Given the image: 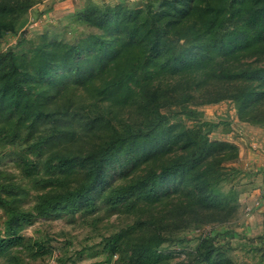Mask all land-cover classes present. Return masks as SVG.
<instances>
[{"label": "trees", "instance_id": "trees-1", "mask_svg": "<svg viewBox=\"0 0 264 264\" xmlns=\"http://www.w3.org/2000/svg\"><path fill=\"white\" fill-rule=\"evenodd\" d=\"M38 1L0 0V36L18 32ZM184 2L166 11L159 24L155 15L140 8L89 10L86 21L98 31L72 42L41 35L29 52H0V143L32 140L39 154L49 148L40 166L26 152H15L23 180H0V208L5 214L0 257L20 264L19 250L13 247L31 240L20 231L34 217L73 214L84 202L93 205L96 199L113 207L168 204L167 216L182 225L224 221L236 211L237 205L216 187L225 174L220 166L237 156L236 146L210 140L214 123L188 105H181L180 112L191 124L170 123L151 86L161 74L187 71L248 47L255 55H264V0H219L222 9L217 0H193L189 10ZM171 16L181 19L182 25L175 27L179 31L169 30L166 22H177ZM203 66L198 70L208 69ZM219 68L222 75L244 84L232 95L240 108L255 93L264 96V64L254 68L240 64L236 71L225 65ZM133 101L139 103L142 119L113 124L110 113ZM85 110L95 117H84ZM138 168L141 172L131 178L130 172ZM115 172L122 174L116 185L108 177ZM24 179L27 186L22 185ZM30 189L33 203L27 208L24 201ZM158 219L151 212L105 237L107 246L113 252L138 227L158 231ZM201 245L198 263L218 264L211 242L203 240ZM133 252L137 258L143 253L139 248Z\"/></svg>", "mask_w": 264, "mask_h": 264}, {"label": "rangeland", "instance_id": "rangeland-1", "mask_svg": "<svg viewBox=\"0 0 264 264\" xmlns=\"http://www.w3.org/2000/svg\"><path fill=\"white\" fill-rule=\"evenodd\" d=\"M44 1L39 0L27 11L18 32L0 36V52L7 49L16 54L29 52L32 44L38 42L41 35H46L47 40L75 41L90 31H98V28L86 21L87 11L95 10L98 13L113 9L116 5L140 8L145 13L155 15V23L159 24L165 21L166 11H174L175 5L183 0H69L65 6L66 12L62 15L55 11L52 0ZM192 1L185 0L182 5L189 10ZM217 2V7L222 9L219 0ZM175 13H178L177 10ZM171 18L177 19V22H166L169 30L179 31L181 28L175 27L182 25L181 19L174 16ZM226 24L232 26V19L227 20ZM179 43H184V38H180ZM205 50L204 48L203 51ZM240 64H249L251 68L263 66L264 55L257 56L248 47L234 51L226 58L218 56L209 62L199 63V66L187 71L161 74L153 80L151 86L160 97V111L169 116L170 123L191 124L180 112L181 105H188L201 110L203 118L214 123L208 134L210 140L226 141L236 146L237 156L224 161V168L220 166L225 174L216 185L229 197L230 202L237 205L236 211L230 217L224 221H193L182 225L167 216L168 204L165 206L164 203L136 202L134 205L116 204L113 207L96 199L93 205L84 202L73 214L34 217L20 231L22 236L31 240L24 246L16 244L13 247L14 250H19L20 264H199L203 240H209L214 246L218 264H264V239L261 234L253 231L247 234L245 220L241 217L248 209L257 206L255 196L249 200L247 197L262 182L260 176L264 171V96L260 97L259 93H255L250 102L240 108L239 102L232 95L236 91H242L244 84L238 78L222 75L219 68L225 65L231 71H236ZM203 65L208 69L198 70L204 69ZM87 111H82L81 114L84 117H95L94 112L86 113ZM110 117L113 124L124 125L139 122L142 113L139 103L133 101L111 112ZM93 138L97 139L95 135ZM31 142L32 140L0 143V180H23L17 168L15 152H26L40 166L49 148L40 150L42 152L39 154L31 146ZM250 153L259 157H249ZM117 160L113 159V162ZM231 166L235 169L230 170ZM140 172L138 168L130 172L129 176L136 177ZM121 175L115 172L112 177L108 176L110 184L119 183ZM25 182L26 179L22 185L27 186ZM32 193L34 190L30 189V194L24 201L27 208L33 203ZM151 212L160 217L157 222L160 226L158 231L152 232L149 227L131 230L118 242L117 249L111 252L105 237L120 229H127L136 220L144 219ZM4 220L5 214L0 208L1 235L4 231ZM158 238L163 240L155 244ZM142 243L145 245L142 246ZM136 248H139V252L143 251L138 258L133 252ZM147 248L151 251L144 254ZM0 264L11 263L0 257Z\"/></svg>", "mask_w": 264, "mask_h": 264}, {"label": "crops", "instance_id": "crops-1", "mask_svg": "<svg viewBox=\"0 0 264 264\" xmlns=\"http://www.w3.org/2000/svg\"><path fill=\"white\" fill-rule=\"evenodd\" d=\"M44 1V0H43ZM53 8L55 7V11L58 12L60 15L66 12V4L69 0H52ZM45 2V1H44ZM48 2V0L46 1ZM257 156V154H254ZM253 154H249V157H254ZM259 157V156H257ZM264 168V167H263ZM261 185L255 189H253L250 195H248L247 200L257 198V206H253V208L248 209L245 215L241 214L242 219L245 220V226L247 234L253 231L255 234H262L263 232V219H264V171L261 173L260 176ZM254 192V193H253ZM252 206V204H251Z\"/></svg>", "mask_w": 264, "mask_h": 264}]
</instances>
